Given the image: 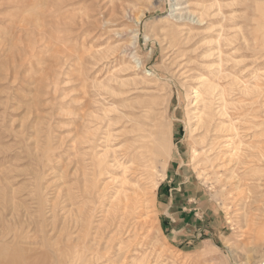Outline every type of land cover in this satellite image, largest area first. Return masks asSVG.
<instances>
[{
  "label": "rangeland",
  "instance_id": "rangeland-1",
  "mask_svg": "<svg viewBox=\"0 0 264 264\" xmlns=\"http://www.w3.org/2000/svg\"><path fill=\"white\" fill-rule=\"evenodd\" d=\"M215 4L0 0V264L264 262V0ZM216 28L233 59L220 84L260 91L230 93L215 149L192 161ZM133 129L163 152L133 178L144 209L121 218L108 207L116 183L96 196L120 169L98 163L106 131L122 160ZM52 214L67 216V237L48 235Z\"/></svg>",
  "mask_w": 264,
  "mask_h": 264
},
{
  "label": "bare ground",
  "instance_id": "bare-ground-1",
  "mask_svg": "<svg viewBox=\"0 0 264 264\" xmlns=\"http://www.w3.org/2000/svg\"><path fill=\"white\" fill-rule=\"evenodd\" d=\"M215 3H216L215 4V10H216L217 14H219L218 0H215ZM220 29H221V27H220ZM216 31H217L216 32L217 38L215 37L216 40L213 41V49L214 50L212 53V56H213V65H212V73L213 74L211 76L212 79L203 81L200 84V86L197 88V90L194 91L195 92L194 97L198 98L197 105L195 106V109L197 110L196 112H198L200 110V114L196 116L197 117V126L196 127L198 129H200V131L202 132V136L196 141L201 146V148H200V150L194 149L192 151V161L193 160L196 161V159L197 158L199 159L200 156L205 157L206 160L208 161L207 154L212 152L215 149L214 146L217 143V142H215V140L217 139L220 131L222 130L221 128H223L220 125V123H222V121H217V119H218L217 114L221 115L222 117L226 116L227 104L229 105L228 102H230V101H228V96L230 95V93L236 91L237 93H239L245 97V96L251 95L252 93H254V94L256 92L259 93V91H260V90H258L256 85H254V84L247 85L248 83L247 84H245V82L243 83L239 78H236V76L231 78V81L227 82V88H224L220 84V80H222V79L228 80L229 79V74H230L229 69L231 67V66H229V63L231 61H233V59H232V56L228 53L227 49L226 50L222 49V45H221L222 43H220V39H222L224 42L223 41H221V42H223V45L225 47H227L231 43L230 39L227 38L229 36H226L224 34L225 36L221 38V33H220L221 31L219 30V28L218 29L216 28ZM256 80L258 81V79H256ZM256 80H254V81H256ZM217 97L220 100V103H219L220 109L215 111L214 100ZM258 98H260V97H258ZM130 114H132V113H130ZM144 115H145V113H144ZM134 116L137 117V115H134ZM138 116H141V115H138ZM136 117H134V118H136ZM125 118H127V117H125ZM127 119H126V121L130 120V119H128V120ZM120 122H121V120H120ZM131 124H132V122H131ZM123 126L124 125H122V127ZM128 128H130V126ZM119 130H121V129H119ZM123 130H124V128H123ZM137 131L138 130L133 129V132H132L130 138L132 140H134V143H131L129 147L127 146L128 148H125V150H123L122 156H120L122 160L117 159L116 154H115L116 151L110 150V148L108 147L109 146L108 143H109L110 139L112 138L113 134H111L109 131H106L105 135H104L105 137L103 138V142H102L103 143L102 147L104 148V151L99 156L100 162L98 161L99 162L98 164L100 166L99 169L101 168V164H104L107 161L105 159H108V158H110V162H112L111 165L113 167L120 169L119 177H118V175H115V174L111 173L110 171L107 172L109 174V176H108L109 180L104 182L103 184H100L99 186H97V190H96L97 195L96 196H99V198L107 196V193H106L107 185L110 183H116L117 187L113 190L112 194H110V196H109V201H108L109 206L108 207H110L111 210L114 209L116 211H120L121 218L126 217L129 214L130 210H133L136 207L134 205H137V208L138 207L143 208L142 203H144V200L142 197H144L145 190H143L137 184V182L133 181V178H135L137 176V174H140L142 172V168L147 166L148 162L151 161V159L154 156H157L159 153L161 154L163 152L161 149V146H159V143H158V145L156 144L157 138L152 137V135L154 133L153 134L152 133L146 134V133H142L141 130H139L138 132ZM129 132H130V130H129ZM263 136H264V133H263ZM125 138H127V140H128L129 137H125ZM127 140H126V142H127ZM158 142H159V140H158ZM125 145H127V144H125ZM238 151H239L238 148H235L232 155L239 156ZM259 159L264 164V149H260ZM209 161H210V158H209ZM263 171H264V169L262 170V172ZM53 214H52L53 221L50 223V229H49L48 235H50V234L53 236L56 235L57 237H61V238L63 236L67 237V216L63 217V220L59 221L58 218H56V216H54ZM10 260H13V261H11L10 264H15V263H18L20 261L19 257L13 258ZM30 264H48V263L46 261L42 260V261H33ZM262 264H264V262Z\"/></svg>",
  "mask_w": 264,
  "mask_h": 264
},
{
  "label": "crops",
  "instance_id": "crops-1",
  "mask_svg": "<svg viewBox=\"0 0 264 264\" xmlns=\"http://www.w3.org/2000/svg\"><path fill=\"white\" fill-rule=\"evenodd\" d=\"M182 223H183V225H182ZM182 223L181 224H179V227H177V231H180V233L182 234V235H186L187 236V233H186V231H185V222L184 221H182ZM179 229V230H178ZM175 231V230H174ZM189 238V237H188ZM185 240H188V239H185Z\"/></svg>",
  "mask_w": 264,
  "mask_h": 264
}]
</instances>
